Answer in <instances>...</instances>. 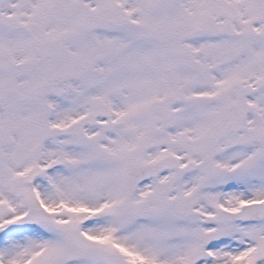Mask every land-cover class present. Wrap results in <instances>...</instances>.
I'll return each instance as SVG.
<instances>
[{"label":"snow or ice","instance_id":"1","mask_svg":"<svg viewBox=\"0 0 264 264\" xmlns=\"http://www.w3.org/2000/svg\"><path fill=\"white\" fill-rule=\"evenodd\" d=\"M0 264H264V0H0Z\"/></svg>","mask_w":264,"mask_h":264}]
</instances>
